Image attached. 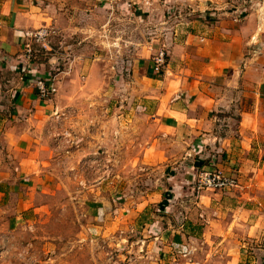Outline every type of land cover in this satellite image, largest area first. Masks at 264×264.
<instances>
[{"label": "crops", "instance_id": "1", "mask_svg": "<svg viewBox=\"0 0 264 264\" xmlns=\"http://www.w3.org/2000/svg\"><path fill=\"white\" fill-rule=\"evenodd\" d=\"M179 6L208 17H165L160 23L151 13ZM226 6L227 0H0V200H16L19 214L31 209L64 111L98 102L107 69L119 70L79 55L54 75L52 59H25L27 33L51 27L81 45L97 48L108 39L112 47L119 20L127 32L134 30L136 8L150 13L153 26L146 33L155 36L129 41L131 60L120 69L130 79L142 129L158 136L146 157L155 150L153 164L178 161V175L169 182L173 203L183 186L194 195L191 184L200 171L216 169L240 181L237 189L190 199L187 213L181 212L189 222L173 240L172 259L191 256V243H199L206 264H240L242 249L264 239V9L222 11ZM120 9L130 14L119 15ZM161 52L166 64L157 72L154 60ZM39 75L55 78L57 94L47 101L38 97ZM187 224L202 225L199 239Z\"/></svg>", "mask_w": 264, "mask_h": 264}, {"label": "rangeland", "instance_id": "2", "mask_svg": "<svg viewBox=\"0 0 264 264\" xmlns=\"http://www.w3.org/2000/svg\"><path fill=\"white\" fill-rule=\"evenodd\" d=\"M227 1L222 11L264 9V0ZM151 9L160 23L165 17H208H201L193 7ZM133 11L134 30L127 32L126 21L119 20L112 38L115 46L110 47L108 39L97 48L93 43L81 45L58 33L50 50L33 46L36 59L31 62L39 57L52 59L54 75L63 73L79 55L97 57L101 64H115L119 70L107 69L96 95L98 102H81L79 109L64 111L53 153L48 154L41 174L44 183L32 197L31 209L19 214L16 200H0V264H206L205 248L199 243H191L194 252L189 258L172 259L176 255L173 240L181 237V225L189 222L181 212L186 214L190 199L198 197L197 179L191 184L194 195L188 194L189 185L183 186L174 204L169 182L178 175L177 159L153 164L155 150L146 157L158 136L142 129L139 107L130 99V79L120 67L131 60L129 41L155 35L146 33L153 26L148 23L150 13ZM122 12L126 13L120 9L119 15ZM199 224L186 225L198 239L203 233ZM240 264H264V239L242 249Z\"/></svg>", "mask_w": 264, "mask_h": 264}, {"label": "built area", "instance_id": "3", "mask_svg": "<svg viewBox=\"0 0 264 264\" xmlns=\"http://www.w3.org/2000/svg\"><path fill=\"white\" fill-rule=\"evenodd\" d=\"M57 36V32L54 28L43 27L38 30L31 31L27 33L26 38L28 39L25 45L24 57L27 62L36 59L35 51L33 46L38 44L42 46L44 51H48L49 44L52 38ZM155 61L156 71H160L162 67L166 64V54L161 52ZM54 76L50 75L48 77L37 76L35 79V87L38 92V97L41 100L47 101L57 94V86L55 85ZM240 187V181L237 177L227 176L220 170H207L199 172L197 181L195 182V192L200 194L204 191H230ZM186 258L189 256L186 254ZM189 264H196L189 262Z\"/></svg>", "mask_w": 264, "mask_h": 264}, {"label": "trees", "instance_id": "4", "mask_svg": "<svg viewBox=\"0 0 264 264\" xmlns=\"http://www.w3.org/2000/svg\"><path fill=\"white\" fill-rule=\"evenodd\" d=\"M41 51H42V50H41ZM41 51H40V52H41Z\"/></svg>", "mask_w": 264, "mask_h": 264}]
</instances>
